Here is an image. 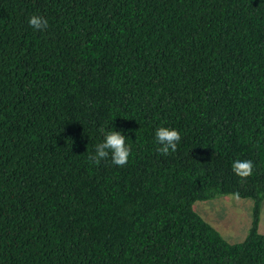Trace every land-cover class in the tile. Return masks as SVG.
I'll return each mask as SVG.
<instances>
[{
    "label": "trees",
    "instance_id": "trees-1",
    "mask_svg": "<svg viewBox=\"0 0 264 264\" xmlns=\"http://www.w3.org/2000/svg\"><path fill=\"white\" fill-rule=\"evenodd\" d=\"M108 130L123 167L88 160ZM218 194L240 240L192 206ZM263 198L264 0H0V264H264Z\"/></svg>",
    "mask_w": 264,
    "mask_h": 264
},
{
    "label": "clouds",
    "instance_id": "clouds-1",
    "mask_svg": "<svg viewBox=\"0 0 264 264\" xmlns=\"http://www.w3.org/2000/svg\"><path fill=\"white\" fill-rule=\"evenodd\" d=\"M28 23L38 31H43L48 27V20L40 15H32L28 19ZM155 139L160 145L158 151L163 155H168L170 151L176 152L181 136L175 129L160 126L155 131ZM130 153L131 147L126 143L125 135L121 131L108 130L104 134L103 141L96 145L95 153L89 154L88 160L91 164L98 165L102 159L111 155L113 164L123 167L127 164ZM253 167L251 160H234L232 162L233 172L242 179L252 175Z\"/></svg>",
    "mask_w": 264,
    "mask_h": 264
},
{
    "label": "rangeland",
    "instance_id": "rangeland-1",
    "mask_svg": "<svg viewBox=\"0 0 264 264\" xmlns=\"http://www.w3.org/2000/svg\"><path fill=\"white\" fill-rule=\"evenodd\" d=\"M193 208L228 241L240 240L250 219L251 200L233 194H218L195 200ZM258 230L264 232V198L261 202Z\"/></svg>",
    "mask_w": 264,
    "mask_h": 264
}]
</instances>
